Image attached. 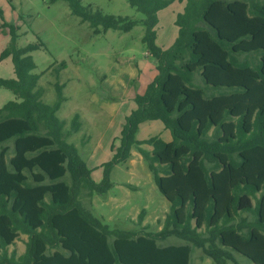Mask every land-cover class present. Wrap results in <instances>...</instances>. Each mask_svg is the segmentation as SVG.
<instances>
[{"label":"trees","instance_id":"16d2710c","mask_svg":"<svg viewBox=\"0 0 264 264\" xmlns=\"http://www.w3.org/2000/svg\"><path fill=\"white\" fill-rule=\"evenodd\" d=\"M67 1L95 34L143 25L158 74L136 94L97 182L69 142L81 130L80 115L69 127L58 116L64 87L56 85L55 102L43 101L31 53L45 44L18 47L15 28L3 25L11 41L0 59H12L16 78H0V89L16 99L0 108V264H191L194 248L208 242L202 229L218 241L219 248L206 250L216 264L235 261L234 252L264 264V0H128L142 20ZM175 1H185L179 34L164 50L156 44L158 13ZM252 54L259 58L250 60ZM196 74L205 87L195 86ZM154 121L170 131V142L136 138ZM133 149L171 205L157 232L148 225L111 230L80 199L84 191L107 194L112 170ZM145 216L143 209L140 226ZM22 236L25 252L10 253ZM171 236L186 243L161 244Z\"/></svg>","mask_w":264,"mask_h":264},{"label":"rangeland","instance_id":"374dc122","mask_svg":"<svg viewBox=\"0 0 264 264\" xmlns=\"http://www.w3.org/2000/svg\"><path fill=\"white\" fill-rule=\"evenodd\" d=\"M79 1L83 6L107 15L134 20L144 18L128 0ZM184 6L185 1H175L158 13L156 44L164 50L178 37L179 28L175 22ZM3 25L15 28L19 35L18 47L38 42L45 44V48L31 53L37 66L34 73L42 75L39 88L44 90L43 101L55 102L56 85L64 87L65 101L58 116L69 127L73 117L80 115L81 130L69 142L79 149L87 167L92 170L93 179L101 182L102 165L112 157L111 146L120 136L125 117L136 108V94H143L158 74V61L149 55L142 42L145 27L138 25L127 33L109 30L95 34L89 23L72 13L67 0H0V55L11 41L9 29ZM258 58L256 54L249 56L252 61ZM0 78H16L11 58L0 59ZM194 82L197 87H205L199 74L195 75ZM213 90L209 88V92ZM15 99L12 91L0 89V108ZM152 137H160L165 142L172 140L170 131L159 121L142 124L136 136L139 141ZM143 147L151 150L149 146ZM111 182L113 186L105 195L90 197L87 191L82 192L80 199L89 213L111 230L138 232L146 225L150 232L161 230L171 205L158 189L148 164L137 149H133L127 163L114 167ZM143 209L146 216L140 226L138 216ZM202 233L208 239L206 249L194 248L191 264H216L206 250L210 245L219 248L218 241L210 238L205 229ZM25 241L26 237L22 236L9 252L15 251L18 256L23 254ZM184 243L171 236L161 244ZM234 255L235 261L227 259L226 264H255L239 253L234 252Z\"/></svg>","mask_w":264,"mask_h":264},{"label":"crops","instance_id":"0c3cea01","mask_svg":"<svg viewBox=\"0 0 264 264\" xmlns=\"http://www.w3.org/2000/svg\"><path fill=\"white\" fill-rule=\"evenodd\" d=\"M170 142V141H169Z\"/></svg>","mask_w":264,"mask_h":264}]
</instances>
